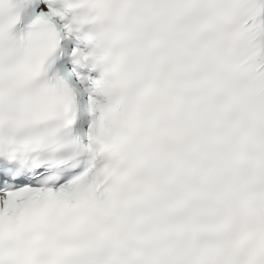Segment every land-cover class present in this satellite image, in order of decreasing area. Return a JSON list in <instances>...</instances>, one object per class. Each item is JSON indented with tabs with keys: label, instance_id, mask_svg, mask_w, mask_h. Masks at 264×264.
Returning a JSON list of instances; mask_svg holds the SVG:
<instances>
[{
	"label": "snow or ice",
	"instance_id": "6c2138e0",
	"mask_svg": "<svg viewBox=\"0 0 264 264\" xmlns=\"http://www.w3.org/2000/svg\"><path fill=\"white\" fill-rule=\"evenodd\" d=\"M262 41L264 0H0V264H264Z\"/></svg>",
	"mask_w": 264,
	"mask_h": 264
}]
</instances>
